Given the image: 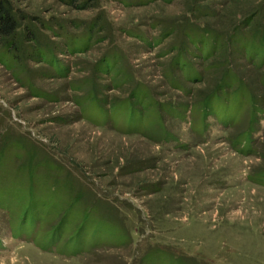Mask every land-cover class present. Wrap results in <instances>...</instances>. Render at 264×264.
<instances>
[{
    "label": "rangeland",
    "instance_id": "obj_1",
    "mask_svg": "<svg viewBox=\"0 0 264 264\" xmlns=\"http://www.w3.org/2000/svg\"><path fill=\"white\" fill-rule=\"evenodd\" d=\"M13 1L0 264H264V0Z\"/></svg>",
    "mask_w": 264,
    "mask_h": 264
},
{
    "label": "trees",
    "instance_id": "obj_2",
    "mask_svg": "<svg viewBox=\"0 0 264 264\" xmlns=\"http://www.w3.org/2000/svg\"><path fill=\"white\" fill-rule=\"evenodd\" d=\"M98 1L99 0H65L67 4L80 9L95 8L99 5ZM28 19L35 18L28 14H25L17 7H15L13 0H0V42L7 45L10 43V40H12L14 46H16L21 36L20 31L23 29V39L27 40L28 42H35L36 44L39 43V36L37 35V32L34 31L33 27L22 24V22ZM44 24L46 23L44 22ZM70 44L71 43L67 45ZM41 53V57L43 59H46L47 57L44 56L43 52Z\"/></svg>",
    "mask_w": 264,
    "mask_h": 264
}]
</instances>
